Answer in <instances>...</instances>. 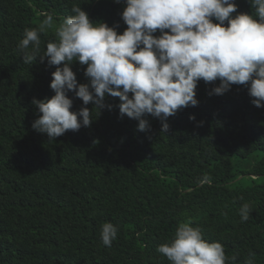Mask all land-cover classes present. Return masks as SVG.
<instances>
[{
	"label": "trees",
	"instance_id": "trees-1",
	"mask_svg": "<svg viewBox=\"0 0 264 264\" xmlns=\"http://www.w3.org/2000/svg\"><path fill=\"white\" fill-rule=\"evenodd\" d=\"M235 3L251 14L249 0ZM73 6L119 34L127 27L123 0H0V264H170L156 249L181 221L221 243L236 257L229 264H245L250 253L264 264V107L251 103L245 86L210 96L220 82L201 80L198 106L169 117L166 133L150 115L149 128L138 131L110 96L111 111L87 105L90 127L51 141L32 129L40 115L32 100L54 96L55 66L39 57L23 63L18 43L44 19L40 12L58 24ZM40 39L38 56L56 40L54 30ZM71 67L79 84L89 83L86 66ZM69 97L79 111L82 101ZM205 176L211 182L201 184ZM245 202L250 219L241 223ZM104 222L118 227L111 247L101 241Z\"/></svg>",
	"mask_w": 264,
	"mask_h": 264
},
{
	"label": "clouds",
	"instance_id": "clouds-1",
	"mask_svg": "<svg viewBox=\"0 0 264 264\" xmlns=\"http://www.w3.org/2000/svg\"><path fill=\"white\" fill-rule=\"evenodd\" d=\"M120 4L122 0H114ZM126 5L121 19L127 26L122 34L107 23H93L80 6L73 15L56 23L53 14L44 17L35 28L24 30L18 51L25 64L40 58L55 66L49 85L55 93L50 99L32 104L40 114L32 129L45 134L49 141L68 131L90 127L92 111L112 105L105 97L118 98L120 117L138 121V131L149 128L145 116L162 122L166 133L169 117L187 107L198 106L196 89L202 80L219 86L209 95H224L232 85L247 88L251 103L264 107V0H249L251 14L239 13L235 0H123ZM236 13L234 16L233 14ZM54 30L43 55L41 34ZM159 33V35H156ZM31 46V50L30 49ZM86 66L87 84H79L73 63ZM82 101L79 111H71L73 99ZM195 120L194 116L189 117ZM210 183L205 176L200 183ZM241 199H243L241 197ZM250 204L239 208L241 223L250 219ZM118 227L110 222L100 226L105 247L117 238ZM170 264H229L236 260L225 254L219 242H208L191 221L178 223L174 237L156 249ZM245 264H254L250 253Z\"/></svg>",
	"mask_w": 264,
	"mask_h": 264
},
{
	"label": "rangeland",
	"instance_id": "rangeland-1",
	"mask_svg": "<svg viewBox=\"0 0 264 264\" xmlns=\"http://www.w3.org/2000/svg\"><path fill=\"white\" fill-rule=\"evenodd\" d=\"M260 154H261V153H260ZM260 154H259V155H260ZM243 168H244V167H243Z\"/></svg>",
	"mask_w": 264,
	"mask_h": 264
}]
</instances>
